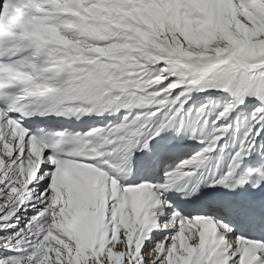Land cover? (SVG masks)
I'll return each mask as SVG.
<instances>
[{"label":"snow or ice","instance_id":"1","mask_svg":"<svg viewBox=\"0 0 264 264\" xmlns=\"http://www.w3.org/2000/svg\"><path fill=\"white\" fill-rule=\"evenodd\" d=\"M208 89L232 99L185 110L192 91ZM248 98L225 170L189 195L203 186L210 205L218 189L250 185L264 222V0H0V264H264V241L165 198L197 174ZM136 105L151 108L132 115ZM214 109L206 146L163 183L120 182L134 150L154 153L161 133H179L185 117L207 123ZM119 110L120 122L83 132L25 126L33 115ZM257 148L261 163L237 176Z\"/></svg>","mask_w":264,"mask_h":264},{"label":"bare ground","instance_id":"2","mask_svg":"<svg viewBox=\"0 0 264 264\" xmlns=\"http://www.w3.org/2000/svg\"><path fill=\"white\" fill-rule=\"evenodd\" d=\"M201 92V91H195V93ZM139 108L141 105L132 106L131 108ZM121 110L113 113V119L111 122L116 123V118L118 117ZM109 112H105L103 114L97 115V114H86L82 115L79 119H76L75 117H65L63 115H56V114H48V115H33L31 117H27L25 119V126L28 127H39L44 128L46 130H62L64 127L72 128L74 131H81L83 126L88 125L89 127H95V126H102L107 124L108 118L110 117ZM103 115V118H102ZM106 121V122H105ZM105 122V123H103ZM88 127V128H89ZM200 133V132H199ZM181 137V136H180ZM204 138L203 134H197L192 138L194 141H200ZM180 139V138H179ZM157 144L155 146L154 153H147L142 152L146 155H149L150 157L148 159L144 158L143 161L139 160L137 155L140 153V150H134L132 153L131 158V172H122L120 174V182L123 184H129L134 185L136 182H148L152 183L153 185L157 183H163L165 180V173L172 171L175 167L170 166V157L173 155L169 151H165L163 148V151H161V146L163 145V139L157 138ZM182 141V140H181ZM184 141V140H183ZM180 142V141H179ZM205 142V141H204ZM188 144V143H187ZM238 145V144H237ZM166 149V148H165ZM213 150L212 152H214ZM260 150L256 151V149L252 152L251 155L244 157L243 162L241 163L240 167L236 170L237 172L241 169V167L245 163H252V162H258L261 163L260 156H259ZM116 158H119L120 154H115ZM144 155V157L146 156ZM153 155L155 156L153 162L150 165H146V161L153 158ZM146 159V160H145ZM213 159H215V156H213ZM209 160L208 164L203 165L199 171H197V174L194 175L191 178H185L175 184L174 187H172L169 191L165 193V198L169 200L172 203V206L181 212L182 215L188 216L193 213L198 212H205V214L208 212L212 214L217 220H220L226 224H231L232 227V233H229V235H232L235 233L236 235H240L246 238H251L255 240H260L259 235H254L250 232H247L245 230H241L240 228L236 227L232 222H236V219H243V217L248 216L246 211L240 207L232 206L231 209L227 210L230 212V214L225 215L227 211L223 210L226 209L223 206H220L218 210L216 209H205L203 205L204 202H206L205 193L207 191L206 188L201 186L199 191L196 193H189L191 192L192 185L196 183L197 179L200 175L207 176L210 172L215 171L217 175L221 172H223L226 168V165H216L211 166L212 160ZM163 171L165 173H163ZM140 177H143L142 179ZM185 198H192L194 200V206L191 208L186 209L184 204L181 203L182 199ZM222 202V199L220 200ZM181 209V210H180ZM32 211V209H28V212ZM167 211V210H166ZM193 212V213H192ZM223 220H221V219ZM236 218V219H235ZM241 218V219H240ZM164 219L163 217L161 218ZM246 225H250L248 222H246ZM158 234V230L152 231V236L156 237Z\"/></svg>","mask_w":264,"mask_h":264},{"label":"rangeland","instance_id":"3","mask_svg":"<svg viewBox=\"0 0 264 264\" xmlns=\"http://www.w3.org/2000/svg\"><path fill=\"white\" fill-rule=\"evenodd\" d=\"M190 97L191 98L187 101V103L184 106L185 110H187L189 107H192L194 111L195 107L199 106V104L203 103L206 99H211L214 102H218L221 105L225 101L230 100L229 92L227 91H224V93H213L212 90H209L206 93H199V92L195 93L194 90L190 93ZM252 106H253V99L248 98L247 100H245L243 104H240V106H238L234 111H232L226 120L223 121L224 123H231L232 127H230L229 130L225 132L224 135L221 137V139L217 142L216 147L213 149L215 151L208 153L209 158L204 162L203 165L208 164L209 160L213 159V156H215V159L212 160L211 165H209V167L213 165L216 166L221 164L224 165L227 164L230 154L235 151L236 147L239 145V141L241 137L244 134V131L246 129V117L250 112ZM150 108L151 106L141 105V107L139 108L136 107L133 109L131 108V113L132 115H136ZM217 110L218 109H214L207 114V123H204L203 118H201V121H198L195 125H193L191 118L185 117L184 125L179 133L176 132V128L175 126H173L169 128L167 131L161 133L159 137H157L163 139L162 146L164 150L166 152L169 151L171 154H173L170 157V166L176 167V165H178L182 160L191 157L194 153L199 152L202 148L206 146L207 141L201 143V140L194 141L192 140V138H194V136L197 134H203L205 137L211 132V129L213 127L212 122L216 120ZM124 114L125 111L121 110L118 117L116 118V121L120 122ZM113 118H114L113 113H111L110 117L108 118V122H111ZM219 123L221 122L218 121L217 124ZM88 127H89L88 125L83 126L82 132L87 131L89 129ZM260 142H264V141H260L258 138V143ZM172 143H181V146L178 149L170 148V145ZM258 150L259 149L257 148L256 151ZM142 152L145 151L140 150V153ZM140 160L143 161L144 160L143 157ZM199 170L200 169H198L197 171ZM163 173L165 172L163 171ZM201 177H203V175L199 176V178ZM140 178L142 179L143 177ZM137 183L138 182H136L135 184ZM31 213L32 211L28 212L27 214L30 215ZM206 214H210V213L207 212ZM21 220H23V217H21ZM154 238H158V234ZM148 243H149L148 241H145V245H148Z\"/></svg>","mask_w":264,"mask_h":264}]
</instances>
